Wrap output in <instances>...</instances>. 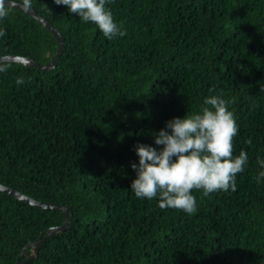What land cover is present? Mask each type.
Returning a JSON list of instances; mask_svg holds the SVG:
<instances>
[{"label": "trees", "instance_id": "1", "mask_svg": "<svg viewBox=\"0 0 264 264\" xmlns=\"http://www.w3.org/2000/svg\"><path fill=\"white\" fill-rule=\"evenodd\" d=\"M31 6L59 30L63 49L49 70L4 61L0 183L69 205L72 222L26 264H264V183L255 180L264 156V0H109L126 29L111 40L55 0ZM0 27V56L43 64L56 52L54 35L22 10L9 7ZM213 93L237 118L233 154L249 156L236 190L192 189V213L137 197L136 145L159 147L153 132ZM64 219L0 190V264L23 261L31 241Z\"/></svg>", "mask_w": 264, "mask_h": 264}, {"label": "clouds", "instance_id": "2", "mask_svg": "<svg viewBox=\"0 0 264 264\" xmlns=\"http://www.w3.org/2000/svg\"><path fill=\"white\" fill-rule=\"evenodd\" d=\"M11 2L0 0V18L9 14ZM55 2L82 21L94 23L109 40L126 34L107 6L109 0ZM31 3L32 0H23L22 7L27 9ZM4 32L0 27V36ZM8 67L0 62V72H6ZM24 82V75H17L16 84ZM230 103L220 94L206 95L198 111L173 116L166 120L164 127L153 132L155 145L159 147L138 143L135 147L138 163H131L136 172L131 191L140 198H158L161 208H175L185 213H192L197 207L192 189H202L204 195L218 190L235 191L237 173L245 170L249 156L244 149L233 154V137L238 134L239 125ZM256 163L255 180L258 184L264 183V156L257 155Z\"/></svg>", "mask_w": 264, "mask_h": 264}, {"label": "water", "instance_id": "3", "mask_svg": "<svg viewBox=\"0 0 264 264\" xmlns=\"http://www.w3.org/2000/svg\"><path fill=\"white\" fill-rule=\"evenodd\" d=\"M5 3H7V0H5ZM16 9L22 10L26 13H28L30 16H32L34 19H36L38 22H40L42 25H44L55 37L57 41V49L53 57L47 61L46 63H38L35 61L32 57L29 56H22V55H15V54H5L0 56V62L4 61H12V62H17L21 63L22 65L26 66H34L42 70H49L52 69L58 62L59 56L62 53L63 49V37L61 36L59 30L51 24L45 17L40 15L34 8L33 6H30L29 8H24L22 7V3L17 2L15 0H12L11 6ZM0 190L12 195L13 197L22 200L26 203H29L31 205H34L36 207L40 208H46V209H55L58 211H61L64 214V222L61 225H55V226H50L47 229H45V233L43 237L39 236L37 237L34 241H31L30 243V253H26V258L23 261H19V259L15 262V264H26L28 261H30L33 257L36 256L39 247L43 242H45L49 237H51L54 233L59 232V231H64L66 229H69L71 227V208L67 204H58V203H51L47 201H41L34 199L33 197L19 191L18 189H15L11 186L5 185L3 183H0ZM27 244L26 246H28ZM25 246V247H26ZM24 247V248H25ZM24 248L22 249L20 255L24 252Z\"/></svg>", "mask_w": 264, "mask_h": 264}]
</instances>
